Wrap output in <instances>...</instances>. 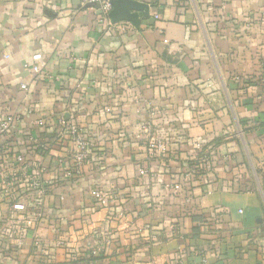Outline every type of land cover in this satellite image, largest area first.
<instances>
[{"label":"crops","instance_id":"crops-1","mask_svg":"<svg viewBox=\"0 0 264 264\" xmlns=\"http://www.w3.org/2000/svg\"><path fill=\"white\" fill-rule=\"evenodd\" d=\"M140 2L138 25L109 27L83 0H0V119L63 115L91 152L53 186L42 204L52 216L29 236L73 233L95 251L90 264H264V0ZM36 53L39 73L27 67ZM162 128L173 149L152 147ZM40 138L50 179L66 147L52 129ZM203 151L214 180L189 182ZM53 252L52 264H73L65 247ZM20 261L39 264L0 258Z\"/></svg>","mask_w":264,"mask_h":264},{"label":"built area","instance_id":"built-area-1","mask_svg":"<svg viewBox=\"0 0 264 264\" xmlns=\"http://www.w3.org/2000/svg\"><path fill=\"white\" fill-rule=\"evenodd\" d=\"M112 0H83V3H92L98 8L100 23L113 26L109 13L112 9ZM140 1V0H137ZM155 17L159 14L155 12ZM42 54L33 55L34 65L27 66L32 72L41 71L40 63ZM22 88L28 90L26 83ZM134 101L139 103L138 111L143 109L140 99ZM40 128L52 129L56 144L66 147V155L56 160L55 176L47 178L49 168L44 165L43 157L47 145L42 143ZM147 133L150 127L145 129ZM159 135L151 136L152 147L163 151L173 149L171 147L170 135L167 129H160ZM85 131L79 128L74 121L65 116H54L46 119L40 116L35 120H27L19 112L7 111L0 119V258L24 257L26 261L39 264H52L54 246H62L67 249L69 263L78 264V261L89 253L95 251L86 250L79 244V239L73 233L66 235L58 234L55 244L40 237L30 238L29 232L43 221L50 218L48 211L42 206L53 186L58 182H65L75 177L73 169L80 168L90 160V144ZM200 148V143H197ZM190 171L186 173V179L192 182L197 179L200 183L214 180V168L207 152L201 155L191 156ZM70 166L66 167V163ZM141 175L148 173L145 169L140 170ZM59 179V181H58ZM61 180V181H60ZM171 187L174 192L179 193L183 189L181 177L174 175ZM91 196L96 204L108 208L111 204V196L101 189H92ZM61 199L64 197H60ZM3 211H6L3 213ZM58 229H62L59 226ZM66 230V229H64ZM23 261H20L22 264ZM25 263V262H24Z\"/></svg>","mask_w":264,"mask_h":264},{"label":"water","instance_id":"water-1","mask_svg":"<svg viewBox=\"0 0 264 264\" xmlns=\"http://www.w3.org/2000/svg\"><path fill=\"white\" fill-rule=\"evenodd\" d=\"M78 4L81 3V0H76ZM112 9L109 13V16L112 21L117 22L121 20L131 21L133 24H139V13L144 12L148 9L146 3L137 1V0H112ZM85 8L93 7L92 3H85L83 5ZM51 14V11H48ZM56 16L55 13L52 14Z\"/></svg>","mask_w":264,"mask_h":264},{"label":"trees","instance_id":"trees-1","mask_svg":"<svg viewBox=\"0 0 264 264\" xmlns=\"http://www.w3.org/2000/svg\"><path fill=\"white\" fill-rule=\"evenodd\" d=\"M96 258L97 257H95L92 253H89L88 256L82 257V259L78 261V264H90L92 262V260H95ZM15 260L19 261L18 258H16ZM73 264H75V263H73Z\"/></svg>","mask_w":264,"mask_h":264}]
</instances>
